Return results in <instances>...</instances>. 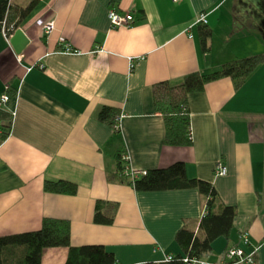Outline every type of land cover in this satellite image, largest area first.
Wrapping results in <instances>:
<instances>
[{"label":"crops","instance_id":"crops-1","mask_svg":"<svg viewBox=\"0 0 264 264\" xmlns=\"http://www.w3.org/2000/svg\"><path fill=\"white\" fill-rule=\"evenodd\" d=\"M33 1L11 0L17 8ZM111 10L131 12L133 24L113 28ZM200 14L212 33L208 52L201 25L187 32ZM48 21L55 29L45 35ZM17 29L28 40L21 53L0 33V99L7 87L10 96L0 104V237L55 219L70 224L73 247L103 246L118 264L182 254L176 235L198 230L206 198L197 189L139 192L120 182L126 147L134 169L182 162L188 178L212 184L235 207L229 238H218L205 260L219 264L239 246L264 264V63L239 88L225 77L190 94V146L164 144L165 119L153 99L157 83L177 85L190 73L264 53V0H36ZM65 44L78 53H64ZM103 108L124 115L119 134L99 120ZM219 161L227 175H216ZM60 180L77 193L44 190ZM99 201L117 206L113 224L95 223ZM68 256L66 247L47 248L41 264H66Z\"/></svg>","mask_w":264,"mask_h":264},{"label":"trees","instance_id":"trees-1","mask_svg":"<svg viewBox=\"0 0 264 264\" xmlns=\"http://www.w3.org/2000/svg\"><path fill=\"white\" fill-rule=\"evenodd\" d=\"M35 6L36 0L25 8L15 7L11 0H0V33H3L5 29L9 36L13 35ZM199 35L202 50L208 52L211 30L206 25H201ZM262 63H264V53L230 61L211 74L190 73L177 85L169 82L155 84L153 86L154 108L157 113L164 116L166 125L164 144L176 147L191 145L190 94L201 92L207 83L225 77L231 78L235 87L239 88ZM98 118L113 127L116 112L103 108ZM122 172L123 166L120 161V182H128L139 192L197 189L206 198V212L199 223L198 230L183 227L176 235V242L182 254L175 256L173 261L149 264H185L184 257L203 258L212 251L213 243L218 238H229L237 214L235 207L225 205L212 184L188 178L184 163L177 162L168 168L148 171L146 176L139 177L133 182L127 181ZM44 190L49 193L75 195L78 187L69 181H46ZM103 207H107V211L104 212ZM116 211L117 206L114 204L97 202L95 223L113 224ZM54 247L69 249L66 264H118L115 255L103 246L73 247L70 224L67 221L55 219H44L42 228L35 232L0 237V264H41L45 249Z\"/></svg>","mask_w":264,"mask_h":264},{"label":"built area","instance_id":"built-area-1","mask_svg":"<svg viewBox=\"0 0 264 264\" xmlns=\"http://www.w3.org/2000/svg\"><path fill=\"white\" fill-rule=\"evenodd\" d=\"M183 0H172L174 3L181 2ZM206 14H200L197 19L194 21V23L190 24L187 28V32L191 31V29L196 25H207V18ZM109 20L113 28H121V27H129L134 22V16L131 12L126 11L124 14H120L115 10H111L109 13ZM12 29V28H9ZM8 29V30H9ZM55 29V22L54 21H48L42 25V30L45 35H50ZM3 33L5 36H7V39H11L13 35L9 36L6 32V30H3ZM189 38H193V35L190 34ZM64 53L72 54V53H78L75 49L72 48L70 44H65V48L63 49ZM40 67L43 69L44 66L40 65ZM133 68L132 60H131V69ZM8 90V87L6 88V91ZM5 91V93L2 95L0 99V104H6L10 100V96ZM124 118L123 114H120L115 118V124L113 125V131L117 134L121 132V122ZM193 132L191 126L189 127V137L193 138ZM120 161L123 166V172L122 175L127 177L130 182L135 181L137 178L146 176L148 174V171L146 170H138L134 169L131 166V155L129 153V150L125 147L123 152L120 155ZM215 173L219 176L227 175L228 169L226 165L219 161L215 166ZM241 242L244 244H247L249 242L248 233H243L240 237ZM175 256L169 255L166 257L164 262L173 261ZM183 261L185 264H217L212 263L204 258H188L184 257ZM254 255L252 253L247 254L241 247H231L228 248L224 254V260L223 262L219 264H254Z\"/></svg>","mask_w":264,"mask_h":264},{"label":"water","instance_id":"water-1","mask_svg":"<svg viewBox=\"0 0 264 264\" xmlns=\"http://www.w3.org/2000/svg\"><path fill=\"white\" fill-rule=\"evenodd\" d=\"M25 39L26 36L21 29H17L13 34L10 42L15 47L17 53H21L25 48V45L28 43V40L25 41ZM24 41L25 44H23Z\"/></svg>","mask_w":264,"mask_h":264}]
</instances>
